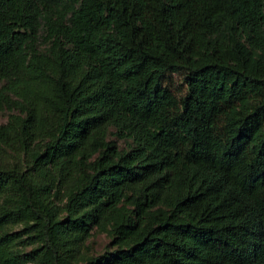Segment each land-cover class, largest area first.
Listing matches in <instances>:
<instances>
[{"label":"trees","instance_id":"obj_1","mask_svg":"<svg viewBox=\"0 0 264 264\" xmlns=\"http://www.w3.org/2000/svg\"><path fill=\"white\" fill-rule=\"evenodd\" d=\"M4 111L0 264H264V0H0Z\"/></svg>","mask_w":264,"mask_h":264},{"label":"rangeland","instance_id":"obj_2","mask_svg":"<svg viewBox=\"0 0 264 264\" xmlns=\"http://www.w3.org/2000/svg\"><path fill=\"white\" fill-rule=\"evenodd\" d=\"M6 118H7L6 111L0 113V122L5 121ZM111 246H112L111 245V234L109 232V229L108 228L102 229V228L94 227L92 229V234L86 240L84 254L96 255L99 253H103L106 249L112 248Z\"/></svg>","mask_w":264,"mask_h":264}]
</instances>
